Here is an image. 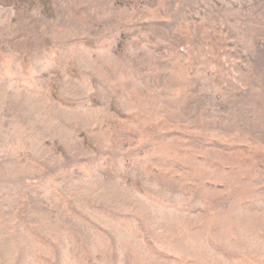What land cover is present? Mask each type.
<instances>
[{"label": "rangeland", "instance_id": "374dc122", "mask_svg": "<svg viewBox=\"0 0 264 264\" xmlns=\"http://www.w3.org/2000/svg\"><path fill=\"white\" fill-rule=\"evenodd\" d=\"M0 264H264V0H0Z\"/></svg>", "mask_w": 264, "mask_h": 264}]
</instances>
